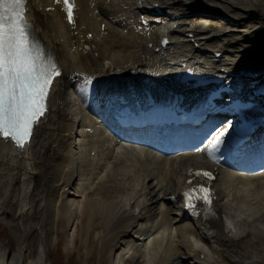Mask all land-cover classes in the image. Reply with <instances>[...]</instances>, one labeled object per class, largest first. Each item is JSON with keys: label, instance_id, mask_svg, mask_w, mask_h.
Listing matches in <instances>:
<instances>
[{"label": "bare ground", "instance_id": "1", "mask_svg": "<svg viewBox=\"0 0 264 264\" xmlns=\"http://www.w3.org/2000/svg\"><path fill=\"white\" fill-rule=\"evenodd\" d=\"M179 2L189 3L203 14V9L228 14L224 7L233 4L247 10V19H253L255 11H264L261 0H150L152 9L165 10L171 16H144L140 23L146 27L141 28L134 22L129 26L118 22L119 17L125 21L124 15L131 14L122 11L123 0H75L73 24L68 22L62 2L27 0L26 19L61 75L54 78L49 111L26 147L20 150L0 138L2 218L8 211L13 219L20 218L18 225L37 220L36 225L23 229L19 238L23 247L12 264H50L48 247L57 244L59 229L68 239L73 241L78 235L85 242L87 258L95 247L87 250L89 245L96 241L100 255L108 252L109 264L127 260L135 264H264V168L219 164L211 201L200 208L196 216L199 232L193 233L178 217L177 202L167 197H179L192 180L190 173L218 161L220 145L212 148L208 142L206 147L199 145L181 155L160 158L137 142L109 135L101 126L103 119L95 113L102 106L96 101L101 92L112 97L130 92L137 99L149 92L151 101L172 94L183 99L192 96L196 90L173 81L174 74L183 69L197 80L230 79L232 91L246 89L245 82L238 81L264 63L256 44L243 50L244 45L231 40H216L210 26H202L201 32L183 27L177 15L184 10L172 11L171 7ZM103 8L116 15L104 22ZM149 20H168L157 38L148 29ZM182 29L193 35L179 39ZM115 45H120L119 49H112ZM217 52H222L219 58ZM146 76H151L149 82L140 81ZM89 78L91 83H87ZM68 81L79 84L72 87L78 100L76 113L84 123L79 130L74 127L76 116L64 107V84ZM261 87L258 89L263 91ZM201 127L215 130L208 120ZM215 149L217 156H213ZM78 163H82L80 168ZM82 167L87 172L85 181L81 180ZM148 179L151 187L145 186ZM224 201L233 206L226 208ZM204 211H213L212 219L204 221ZM45 219L51 220L49 235ZM32 233L39 238L35 255L28 241ZM10 249L0 246V264H9Z\"/></svg>", "mask_w": 264, "mask_h": 264}, {"label": "snow or ice", "instance_id": "2", "mask_svg": "<svg viewBox=\"0 0 264 264\" xmlns=\"http://www.w3.org/2000/svg\"><path fill=\"white\" fill-rule=\"evenodd\" d=\"M64 5L67 20L74 23V0H57ZM27 0H0V138L10 140L23 150L30 142L40 119L48 111V96L54 78L61 75L57 63L46 55L32 37V23L26 19ZM89 78L87 83H91ZM228 129L217 130L210 141L212 148L223 143ZM195 177L213 179L208 171L190 173ZM184 191L187 207L196 192V199L208 204L211 193L188 182Z\"/></svg>", "mask_w": 264, "mask_h": 264}, {"label": "rangeland", "instance_id": "3", "mask_svg": "<svg viewBox=\"0 0 264 264\" xmlns=\"http://www.w3.org/2000/svg\"><path fill=\"white\" fill-rule=\"evenodd\" d=\"M128 5L129 3H134V0H127ZM145 1V0H144ZM172 3V1H170ZM261 2L264 4V0H261ZM185 2H179V4H172L173 10L179 8L181 10H184L185 12H181V20L188 26H191L193 30H199L201 32V26L203 24H208L212 30L215 31V36L218 38L216 40L219 41V38L221 40H232L236 43H239L240 45H244V49H251L254 47V43L258 47L259 52V57L264 58V11H255V15L253 19H247V10H244L245 8L241 7V9L234 7L233 4H228L226 7H224V10L228 11L229 13L227 14H222L220 12L214 13L210 12L208 10L203 9L204 15H195L198 9L194 10H189L186 8ZM188 5V4H187ZM127 3L123 6V8H126ZM199 8V7H197ZM84 11V9H83ZM127 13L130 11L129 15H124L125 21H123L120 17L118 19V22L120 24L127 25L129 22H137L139 17L134 14L135 11L132 10H126ZM237 12H240L237 14ZM110 13V14H108ZM192 13H195L192 15ZM210 13V14H209ZM103 16L105 15V18H103L104 22H107V19H110L113 17V15H116V12L114 11H105L103 8L102 11ZM131 15V17H130ZM187 15V16H186ZM244 15V16H243ZM123 17V16H122ZM136 17V18H135ZM211 17V18H210ZM128 18V19H127ZM111 20V19H110ZM127 22V23H125ZM140 23V21H139ZM223 23V24H222ZM165 24L162 22H155L153 24L155 31H153V36L157 38L158 30L159 27L164 26ZM128 26V25H127ZM243 30H246L244 34H242ZM182 38H185V35H188L187 32H185V29H182ZM179 37V35H178ZM72 41V40H71ZM120 45H115L113 46L112 49H119ZM122 47V46H121ZM248 47V48H247ZM103 51L104 48H103ZM259 68L260 72L264 71V68L256 67ZM264 79V75L261 77ZM260 79V78H258ZM264 81V80H262ZM260 81V82H262ZM262 85L264 86V82H262L260 85L256 86V88H259ZM261 87V88H262ZM253 88V87H252ZM255 88V87H254ZM264 91V89H263ZM193 153V152H191ZM194 154V153H193ZM119 165L120 163L117 162ZM182 168H184L182 166ZM85 167H82L81 169V180L85 181L86 180V174L85 172ZM76 181H72V183H75ZM48 185V184H46ZM49 186V185H48ZM146 187H151L152 186V181L148 179V181L145 184ZM48 189V187H47ZM98 190H95L97 192ZM150 195H152L150 193ZM158 197V195L156 194ZM223 205L228 208V206L231 208L233 205L228 203V206L226 204V201L223 202ZM2 213L3 211L0 209V246L2 247H7L11 248V255L8 258V263L12 264L14 261V258H17L20 249L23 247V240L19 241V238L22 235V232L24 231V228H29L30 226H34L37 224V220H28L24 221L23 225H18V222L21 221L20 218H15L13 219V213H9L8 211L5 213L4 217L2 218ZM45 224V231L47 235L50 233V225H51V220L45 219L44 220ZM60 227V225H59ZM58 237H57V244L54 245L53 247H48V251H50V256L51 258L49 259L50 264H109V259H108V252L102 251V255H100L99 247L97 244L95 245L96 241L92 244L89 245V250L91 247L95 246L91 257L87 258L86 256V245L85 242L81 241V239L76 235L74 240L68 239L67 235L62 231L61 229L58 230ZM31 237L28 239L30 246H33L32 252L34 251V255L36 254V251L38 249V244H39V238L36 236V233H32L30 235ZM49 242V240H47ZM46 242V243H47ZM68 245V249L65 250V246ZM36 249V250H34ZM137 249L134 248V251ZM100 256V257H99ZM102 256V257H101ZM123 264H135L132 262V260H127L124 261ZM136 264H143V262L138 261ZM185 264H188L187 262Z\"/></svg>", "mask_w": 264, "mask_h": 264}]
</instances>
